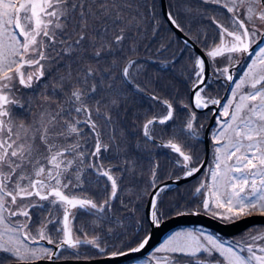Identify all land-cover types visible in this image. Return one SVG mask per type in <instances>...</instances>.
<instances>
[{
  "label": "snow or ice",
  "instance_id": "snow-or-ice-1",
  "mask_svg": "<svg viewBox=\"0 0 264 264\" xmlns=\"http://www.w3.org/2000/svg\"><path fill=\"white\" fill-rule=\"evenodd\" d=\"M199 3L215 5L212 11L223 10L218 12L223 19H217L205 9H195L202 19H209L219 37L206 57L227 61L228 66L213 69V74L234 87L211 134L213 165L205 174L210 182L202 181L195 193L206 192L201 207L220 220L264 217V46L253 50L239 79L231 74L239 62L236 58L264 40V30L257 24L264 25V0ZM143 6L155 21L154 0ZM140 8L139 0H0V264H64L69 259L110 264L149 244L151 229L159 228L166 216L162 193L168 185L157 184L159 163L153 159L151 178L140 188L142 165L129 154L131 142L122 127L128 101L136 93L166 109L143 122L142 136L153 140V126L179 120L182 110L186 113L182 126L174 125L173 138L163 147L182 158L177 163L184 177L203 166L192 151L195 144L189 143L204 128L192 109L221 105L210 95L206 60L190 55L197 69L194 78L188 73L185 81L194 90L191 104L155 95V87L150 90L149 85H158L160 78L141 63L139 53L141 47H150L143 43L148 35ZM167 20L183 31L171 11ZM158 27L154 24L153 36L159 35ZM167 47L161 44L156 51ZM180 75H186L184 68ZM48 77L52 80L41 93L46 107L30 121H18L14 109L32 115L31 100L22 102L19 90L35 89ZM49 87L51 95L46 94ZM178 135L184 142L177 141ZM129 186L133 191L125 203L119 194ZM90 191L93 195H88ZM134 199L138 203L132 205ZM116 200L132 215L147 205L145 216L136 221L135 234L127 239L126 229L117 233L121 221L116 219ZM179 207L176 203L169 210ZM81 214L91 219L76 223ZM141 231L144 235L137 241ZM113 237L120 246L109 243ZM68 250L70 255H65ZM150 264H264V228L250 230L232 243L203 231L176 232L154 249Z\"/></svg>",
  "mask_w": 264,
  "mask_h": 264
},
{
  "label": "rangeland",
  "instance_id": "rangeland-1",
  "mask_svg": "<svg viewBox=\"0 0 264 264\" xmlns=\"http://www.w3.org/2000/svg\"><path fill=\"white\" fill-rule=\"evenodd\" d=\"M174 1H173V3H176L178 6V9L176 11L177 15L178 16H184V19L182 20L183 22L186 20L185 24L188 27V28L186 27V29H187L186 32H188V30H189V31H192L194 34L200 35L201 39H203V42H205V43H208L209 40L213 39V35L215 36V39L217 41H219V37L217 35V30H216L215 26L210 23V21L207 17L202 19L199 15H197L195 9L196 8L205 9L209 12V15H216L217 19H223L218 15L219 11H223L222 9H217V11H212V9L216 8L215 5H204V4L199 3V1H195V0L194 1H191V0H177L176 1V0H174ZM188 7H191L193 9V11L188 12L186 10ZM140 12L143 14V11H140ZM225 18H226V14H225ZM257 24H258V26H260L262 28V30H264V25H260L259 21H257ZM169 43H172L174 50L171 53H169L168 56L160 57V58L156 57V58H152V60L157 63L159 68L165 69V68L172 67L177 61L180 60V58L183 59L184 56L186 55V58H185L186 61L184 63L186 64L188 71L185 72L186 73L185 78H187L188 73H192L193 78H194V72L197 69L195 68L193 61L190 59V55L192 57H195V56H197V53L192 48L191 49L193 50V52L190 49H187V46H185L181 42H178L176 40L175 36H172L170 38ZM261 46H264V43ZM212 62H213V66L216 68L227 64L225 57H217V58H215V60L212 59ZM247 65L245 64V66H244L245 68L242 71V75H243L244 71L246 70ZM192 70H194V72H192ZM53 75H55V73H53ZM51 80H52V77H48L47 79L42 80L40 82V84L35 89L21 88L19 90V92L17 93V96H18V98L21 99L22 102L28 101L29 99L31 100V102H32V110H31L32 115H29L25 110H22L19 108L14 109V115L18 118V121L19 120H24L26 122L30 121L31 119L34 118V116L39 114V112L42 110L43 107H46V105H42V103H41L42 99H43L41 93L44 91V85L48 84L49 81H51ZM169 83L174 84L176 86L175 81L168 79L166 81V83L162 86V88L158 91V94L163 99H172L173 97H176L177 87H174V88H165L164 87L165 85H167ZM46 94L51 95V88L50 87L47 90ZM141 98L146 99V97H144V96H141ZM148 98L149 97H147V99H146L147 100V102H146V104H147L146 114L147 115L145 118L147 119L154 114L163 115L166 111L165 106L159 102L152 101L151 99H148ZM54 99H58V97H54ZM178 99L183 100L186 103H189V101H190V86H188V88H187V86H185L183 88V93H182L181 97H179ZM26 108H27V104H25V109ZM183 118L184 117L181 114L180 119L177 120V124H180L182 126ZM162 129H163L162 125H159V128L157 129V131H161ZM154 131L156 132V130H153V134H154ZM157 136H158V138H161V136L159 134H157ZM176 139L179 142H184L183 135H178L176 137ZM139 140H140L139 141V143H140L139 150L144 149L145 152L149 153L147 156L156 155L158 152H161L162 155H164L163 150H165L164 152H166V153L169 152V150L167 148L163 147V145L159 142V140L158 141L156 140L157 141L156 143H152V142L150 143L143 136H141ZM189 143H193V142L189 141ZM158 144L161 146H159ZM212 146H213V144H212ZM129 154L133 156L131 150L129 151ZM147 156L145 157L144 161L142 163H140V165H142V169H139V170L143 171V176L140 179V188L141 189H143L146 186L147 181L151 178L150 177V169L152 166V162L149 161V159H148L149 157H147ZM174 156L177 157V155H174ZM177 158H179V157H177ZM213 158H214V150H212V156L210 159L209 167L213 165ZM168 160L169 159L166 157L165 161H168ZM202 181H204L205 183H208V181H210V177L203 175V176H200V178H198L195 186H192L190 189H188V190H192V193H191L189 199L185 198V195H183V194H182V197L181 196H171V198H169L165 195V193H163L162 199H163L164 203H163L162 207L166 211V216L168 217L170 215L176 214V211H180V212L188 211V210H186L187 206H188L189 211H191V210L204 211L203 208L201 207V201L203 200L204 195H206V192L204 194L195 193V188L198 187ZM158 182H159V180L157 179V183ZM132 191H133V189L131 188V186H129L125 191H122V193H123L122 195L126 199L125 203L128 202V197ZM88 195H93V192L90 191L88 193ZM117 203H119V201ZM117 203L114 204V202H113L115 209H116ZM136 203H138V201L134 199L132 202V205H135ZM176 203L180 204L179 209H176V211H170L169 209L174 208ZM145 207H146V204H143L135 212L134 215L129 214L128 212H125V210H123L122 208L117 209V214H119L120 218L117 217L116 219H119L121 221V226L119 228H117V233L126 229L127 233L129 235H128V237H125V239L130 238L133 234H135V231L133 230V228L136 227V221L142 219L145 216ZM83 217L85 219H91V217H85L84 215H83ZM145 227L147 228V225H145ZM255 228H264V225L263 224L254 225V226L246 229L242 233H239L237 235L229 237V236H223L220 233H218L216 230H213V229L208 228V227L203 226V225H191V226H186V227H180V228L174 230L160 244H162L173 233L180 232V231H186V230L203 231L206 234H214V235H217L221 240L232 243L233 241L241 240L248 231L254 230ZM143 235H144V232L141 231L139 233V235L136 236V240L138 241L139 239H141L143 237ZM109 243H113V244H116L117 246H120V240L116 239L115 237H113L109 241ZM133 245H135V243H133L132 246ZM154 249L148 255L140 257L138 259H135V260L130 261V262L125 263V264H150V258H151V255L154 253ZM156 255H163V254H156ZM214 256L218 257L219 254L214 253Z\"/></svg>",
  "mask_w": 264,
  "mask_h": 264
},
{
  "label": "trees",
  "instance_id": "trees-1",
  "mask_svg": "<svg viewBox=\"0 0 264 264\" xmlns=\"http://www.w3.org/2000/svg\"><path fill=\"white\" fill-rule=\"evenodd\" d=\"M173 1L174 0H168L169 9L175 15V18L180 23L181 27L185 31H187V29H186L187 26L185 24L186 20L183 22L182 20L184 19V16H178L177 15L176 11L178 9V6L176 3H173ZM191 1H194V0H191ZM195 1H199V0H195ZM154 2L156 5L155 9H154V12L156 13V20L155 21L152 18V13L143 6L145 4L153 3V0H139V3L141 4L140 11H143V15H145V17H146L144 27L147 30V35H148V38L146 40H144L143 43L150 45V47L147 50H145L144 47H141L139 49V53H140V57H141V63L146 62L148 65V68H149V72L151 74L157 75L160 78V83L158 85H155V86L149 85L150 90L153 87H155V91H154L155 95L160 97V95L158 94V91L162 88V86L166 83V81L168 79H171V80L176 82V86H175V87H177L176 93H177V91L179 92V96L178 97L176 96V99H178L179 97H181V95L183 93V88L185 86H187V88H188V86H190V81L185 82L187 80V78H185L186 76L180 75L181 68H184L185 72L188 71L187 66L184 63L186 61V59H185L186 55L184 56L183 59H181V58H180V60L178 59L179 61H177L172 67L165 68V69L159 68L157 63L154 62L152 60V58H156V57L160 58V57L168 56V54L174 50L172 43H169L170 38L172 36H175V38L178 42H181L185 46H187V49H190L192 52H193V50L191 49V47H189L187 44H185L180 39V37L175 33V31L169 26L168 22L166 21L164 15H163V12H162L161 0H154ZM154 24L159 25V27L156 29V31H158V33H159V35H157V36H153ZM187 33L190 36H192L193 39L196 40L203 47H209L212 43L217 42L214 35H213V39L209 40L208 43H205V42H203V39H201L200 35L194 34L192 31H189V30ZM161 44L168 45V47L166 48V50L156 51V49ZM192 72H194V70H192ZM130 95H132V94L130 93ZM141 96L146 97V99H147V97H149L146 94L142 95V94L136 93L135 95L132 96V99H130L128 101L129 112L127 115V119L125 120L126 123L124 125V128L126 129V131L128 133V140L131 142L129 145V151L131 150L133 156L138 158V164L142 163L144 161L145 157L149 154V153L145 152L144 149L139 150V148L136 147L137 142L140 141L139 139L142 136L141 128H142L143 122L146 120L145 117L147 115L146 114V112H147V107H146L147 106V104H146L147 100L145 98H141ZM161 99H163V98H161ZM189 104H191L190 101H189ZM136 112H139L140 115L139 116L133 115ZM181 114L183 115V117H184V115H186V113H184L182 110H181ZM205 114H206V112L205 113L196 112L197 116H204ZM149 118H151V116ZM172 124H173V122L169 123L168 125H162L163 129L161 131H157V129L159 128V124L154 125L153 130H156V132L154 131V134H153L154 139L153 140H147V141H149L150 143L151 142L156 143L157 139H160L162 141H168L169 139H172L173 137L170 134ZM156 133L159 134L161 136V138H158ZM201 134H202V132H201ZM192 142H193V144H195V147L192 149L193 153L198 155L200 160H202L204 153H205V146H204L203 137L202 138L198 137V138H196V140H192ZM212 144H213V142H212ZM159 146H161V145H159ZM168 150H169L168 153L164 152L165 150H163L164 155H162L161 152H158L156 155L147 156V157H149L148 159L150 162H152V160L154 159L155 161H158V163H159V169L157 171V176H159L158 177L159 181L164 180L165 178H167V176H170V175L171 176H179V175L183 174V169L180 166V164H178V165L175 164V161L182 160V158H177L178 157L177 154L173 153L170 149H168ZM185 150H187V149H185ZM174 155H177V157ZM166 157L169 159L168 161H165ZM197 180L198 179L186 182V183L181 184L180 186H177L174 188H168L164 193L169 198H171V196H181L182 197V194H183V195H185V198L189 199V197L192 193V190H188V189H190L192 186H195V184L197 183ZM124 183L127 184V180H125ZM122 194H123L122 192L119 194L120 197L122 199L126 200ZM118 201L119 200L114 201V204H116ZM117 209H121L119 203H117V205H116V218L117 217L120 218L119 214H117ZM186 210H189L188 206H187ZM33 220L36 221L35 215L33 216ZM84 220H85V218L83 217V214H81L79 216L78 221H76V223H81ZM184 227H186V226H184ZM84 247L86 248V246H84Z\"/></svg>",
  "mask_w": 264,
  "mask_h": 264
},
{
  "label": "water",
  "instance_id": "water-1",
  "mask_svg": "<svg viewBox=\"0 0 264 264\" xmlns=\"http://www.w3.org/2000/svg\"><path fill=\"white\" fill-rule=\"evenodd\" d=\"M161 8L163 15L167 20V13L170 11L168 0H161ZM169 26L175 31V33L180 37V39L185 43L187 41V45L191 47L195 52H197L198 55L202 56L206 60L207 68H206V75L210 77L212 70L210 65L209 57H206L205 53L206 51L200 46L199 43H197L188 33H186L185 30L181 31L180 29L175 28L170 22H168ZM182 28V27H181ZM262 40L258 41L261 42ZM186 44V43H185ZM254 44L252 46V49L257 45ZM234 67V66H233ZM233 67H231V74L233 73ZM191 101L194 96V90H191ZM212 108H215L216 111L212 113L210 122L208 123L205 131V156L202 160L203 166L200 168V171L195 173L191 177H184L180 176L181 178L177 180V177L168 178L160 183H158L159 186L163 187L165 185L168 186H178L185 182H188L192 179L197 178L205 169L206 165L209 162L210 155H211V142H210V130L211 127L215 121L216 115L219 111L220 105L216 106H210L207 109H195L198 112L208 111ZM158 141V140H157ZM161 144H164L163 141L159 140ZM146 212H147V205H146ZM183 215H176L173 214L167 218H164L163 224L159 228H152V237L149 242V244L141 250L139 253H132L126 258H120L114 262H110V264H120L122 262H125L130 259H134L137 257H141L144 255H147L150 251H152L161 241L175 228L185 225H203L208 228H211L213 230H216L223 236H234L237 235L246 229L254 226L263 224L264 225V217H261L259 215H252L249 217L240 218L239 220L235 222H228L224 220H220L206 212L195 210V211H184ZM41 264H45V262H41ZM64 264H81V262L74 261V260H67L64 262Z\"/></svg>",
  "mask_w": 264,
  "mask_h": 264
},
{
  "label": "flooded vegetation",
  "instance_id": "flooded-vegetation-1",
  "mask_svg": "<svg viewBox=\"0 0 264 264\" xmlns=\"http://www.w3.org/2000/svg\"><path fill=\"white\" fill-rule=\"evenodd\" d=\"M216 43H218V41ZM263 43H264V40L259 42L252 50L249 51V53L245 54L243 57H237L236 58L239 62L235 63L234 67H233L232 75H233L234 79H239V77L242 75L243 69L245 68L244 67L245 64L247 65L251 61V58L254 55L253 50H257L258 47H260ZM213 44L214 43H212L209 47H204L205 50L206 51L209 50V48ZM210 64H211V70H212V73L210 75L211 79L208 81L212 85V90H211L210 95L213 98H218V99L221 100V105H220V108H219V111H220L221 110V106L224 103H226L227 99L230 98L231 88L234 85L231 82L226 81V79H224L223 77H221V78H219L217 80L216 76L213 74V69H215L216 67L213 66L212 58H210ZM225 66H228V65L226 64V65H223V66H220V67H217V68H222V67H225ZM213 109L214 108L210 109L204 116H197L198 117V123L204 125V128L201 131L202 134L200 132L199 138H202V137L205 136L206 127H207L208 123L210 122L211 115L213 113ZM219 111H218V113L216 115V119H215V121H214V123H213V125L211 127V130H210L211 134H212V131L217 127V116L219 114ZM125 123H126V121H124L122 127H124ZM175 124H177L176 121H174L172 126H171V130H170L171 131L170 132L171 136H172L173 127H174ZM175 164L178 165L177 161H175ZM208 170H209V168H208ZM157 177H159V176H157ZM170 177H174V176H171V175L167 176V178H170ZM133 230L136 232V227H134ZM41 243H43L45 246L50 247V245H47V243L45 241H42ZM135 245H133V246H135ZM86 250H87V246H86V248L84 246H82V251H86ZM70 253H71V250H68L67 252H65V255H70Z\"/></svg>",
  "mask_w": 264,
  "mask_h": 264
}]
</instances>
